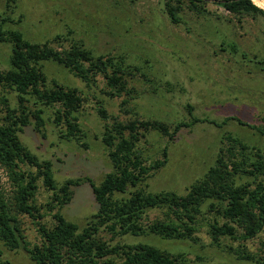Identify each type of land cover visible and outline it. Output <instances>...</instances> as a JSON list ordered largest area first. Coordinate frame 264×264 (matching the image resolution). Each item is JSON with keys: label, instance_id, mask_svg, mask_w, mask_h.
Wrapping results in <instances>:
<instances>
[{"label": "trees", "instance_id": "1", "mask_svg": "<svg viewBox=\"0 0 264 264\" xmlns=\"http://www.w3.org/2000/svg\"><path fill=\"white\" fill-rule=\"evenodd\" d=\"M163 1L165 13L175 24L182 21L187 11L196 15L207 12V0ZM14 2L7 0L6 6ZM218 3L234 16L264 18V9L254 0H218ZM20 18L0 14V43L11 46L9 66L0 69V104L4 111L0 123V166L7 171L12 185L7 191L0 181L3 245L9 250L23 248L34 264H189L183 252H171L142 242L110 244L100 232L110 234V239L154 235L164 240L197 244L200 241L197 217L201 216L214 246L227 247L238 259L264 264V254L252 253L246 245L264 230V152L261 148L225 132L214 163L184 194L147 189L146 181L168 161L167 145L154 157L141 146L149 142L150 133L172 140L182 128L198 123L222 128L233 120L264 135V124H248L232 115L220 121L199 117L192 113L191 105H187L189 119L172 124L139 116L123 121L110 116L103 100L93 95L96 111L105 121L101 141L112 170L98 185L86 177L97 211L81 229L63 216L60 208L71 200L70 187L80 184L81 179H68L58 187L52 162L39 160L20 141L19 133L32 124V120L34 129L40 132L45 124L42 106L53 107V123L59 137L74 140L86 148L77 113L88 97L77 87L49 78L45 63L51 61L62 66L89 88L98 87L102 80V93L108 97L127 95L133 99L132 82L142 79L153 87L155 77L143 66L130 61L127 54L95 53L82 40L70 36L71 30L68 35L56 34L44 41H32L25 38L21 30L5 27L6 24L16 25ZM228 46L233 53L237 52L234 44ZM256 62L264 65V59ZM10 93L16 98L14 105L10 102ZM126 103L127 99L121 102ZM39 179L47 190L53 191L47 203L50 223L42 221L43 215L34 203ZM154 210L157 216L150 218L148 213ZM22 215L34 221L38 241L30 243L24 239L19 218ZM0 264H8L2 258L1 249Z\"/></svg>", "mask_w": 264, "mask_h": 264}, {"label": "rangeland", "instance_id": "2", "mask_svg": "<svg viewBox=\"0 0 264 264\" xmlns=\"http://www.w3.org/2000/svg\"><path fill=\"white\" fill-rule=\"evenodd\" d=\"M207 2V12L196 15L187 11L182 21L175 24L165 13L163 0H15L9 7L7 0H0L2 16L21 17L16 25L6 24L5 27L21 30L29 40L44 41L56 34L68 35L71 30L70 36L82 40L95 53L127 54L130 61L143 66L155 77L153 87L142 79L133 81V99L127 95L108 97L102 93V80L98 87L89 88L62 66L51 61L45 63L49 78L77 87L87 95L88 101L77 113L84 132L82 141L87 147L60 138L53 123L54 108L46 106H42L45 124L41 131L34 129L32 120V124L19 133V138L39 160L52 162L58 187L68 179H81L80 184L70 187L71 200L60 208L63 216L80 229L97 211L86 177L98 185L112 170L101 141L105 121L96 111L93 95L103 100L110 116L123 121L139 116L172 124L188 120L187 105H191L192 113L199 117L220 121L232 115L248 124H264V65L256 62L264 59V18L234 16L218 0ZM254 3H260L264 9V0H254ZM229 44L236 46V53L230 50ZM10 52V44L0 43V69L8 68ZM9 98L14 105V94L10 93ZM123 99H127L124 105L121 104ZM3 116L0 104V123ZM225 132L239 136L264 152V135L233 120L222 128L208 123L182 128L172 140L150 133L149 142L141 146L154 157L167 145L168 161L146 181L147 189L184 194L214 163ZM0 181L5 190L12 188L2 166ZM37 186L34 203L43 215L42 221L50 223L47 203L53 191L47 190L40 179ZM148 216L154 218L157 211H150ZM19 218L24 239L30 243L38 241L34 221L27 215ZM197 220L200 238L197 244L164 240L154 235H125L114 239L104 231L100 235L110 244L142 242L171 252H183L189 264H255L238 259L227 247L214 246L201 216ZM246 245L250 252L264 254V230ZM0 249L8 264H34L23 248L9 250L0 240Z\"/></svg>", "mask_w": 264, "mask_h": 264}, {"label": "bare ground", "instance_id": "3", "mask_svg": "<svg viewBox=\"0 0 264 264\" xmlns=\"http://www.w3.org/2000/svg\"><path fill=\"white\" fill-rule=\"evenodd\" d=\"M261 2V1H260ZM260 4V3H259ZM258 3H257V5H258V7H261L260 5H259ZM262 5V4H261ZM262 8V7H261Z\"/></svg>", "mask_w": 264, "mask_h": 264}]
</instances>
